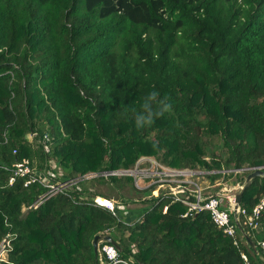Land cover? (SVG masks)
<instances>
[{
    "label": "trees",
    "instance_id": "trees-1",
    "mask_svg": "<svg viewBox=\"0 0 264 264\" xmlns=\"http://www.w3.org/2000/svg\"><path fill=\"white\" fill-rule=\"evenodd\" d=\"M152 92L153 122L138 126ZM142 158L212 184L234 176L242 186L245 169L264 171V0H0L2 264H101L99 234L129 264H244L242 254L263 264L264 208L256 229L239 222L256 254L239 230L235 244L210 212L185 216L173 197L144 203L132 224L119 204L115 215L94 203L110 199L100 186L133 181L104 173ZM25 159L52 184L74 183L45 200L39 183L10 185ZM262 200L257 177L240 207L251 214Z\"/></svg>",
    "mask_w": 264,
    "mask_h": 264
},
{
    "label": "built area",
    "instance_id": "built-area-1",
    "mask_svg": "<svg viewBox=\"0 0 264 264\" xmlns=\"http://www.w3.org/2000/svg\"><path fill=\"white\" fill-rule=\"evenodd\" d=\"M36 137L33 134L30 138L33 139ZM40 143L43 145V148L46 152H50V143L49 138L45 136L42 140H39ZM16 154V150H14ZM12 172V176L9 180L10 185H12L17 178H24L25 186H29L33 183H39L45 188L48 189V192L42 197V200L48 199L56 195L57 193H62L66 191L74 181L59 183V184H52L49 179L42 176L41 173L35 170L31 166L29 160H23L21 162H16L10 168ZM120 174L117 172H110L104 173L105 176L108 175H118ZM172 176L175 173H171ZM165 197H173L175 201L182 202L185 206L188 207V214H192L195 212H200L202 210H206L210 212L212 222L216 225V227L229 237L234 239V243L237 244V223L240 222V217L243 216L245 218V223L250 229H256L258 227V221L260 219L261 212L264 208V200H262L253 210L251 214H247L246 210L239 207L237 210L235 209V198H225L226 205L223 204V198L219 194H215L212 196H205L201 194V192H194L188 194V196L177 195V192L174 188H170L169 192H165L162 194ZM194 198L195 201H190L189 198ZM94 203L98 206L104 207L105 209L111 211L113 214L117 215L118 212L116 211V202L109 201L102 197H95ZM40 203V202H39ZM38 203V204H39ZM37 204V205H38ZM167 211V207H164V212ZM236 213V217L234 214ZM264 256V241L260 244ZM9 249V242L4 239L0 243V264L7 261ZM102 255L104 256L105 260L101 258V264H129L127 261L120 258L119 251L110 244H105L100 249ZM242 259L244 264H255L248 259L245 254H242Z\"/></svg>",
    "mask_w": 264,
    "mask_h": 264
},
{
    "label": "rangeland",
    "instance_id": "rangeland-1",
    "mask_svg": "<svg viewBox=\"0 0 264 264\" xmlns=\"http://www.w3.org/2000/svg\"><path fill=\"white\" fill-rule=\"evenodd\" d=\"M52 165L57 169L53 163ZM119 172L120 174L118 175L131 176L133 181H129L127 186L119 192L116 191L117 189L107 190L102 186L99 187V191L110 198L108 199L109 201L114 200V202L119 204L120 210H118L121 211L119 216L127 224H132L136 220L144 209L143 207L145 209L151 207V203H144H147L152 198H157L165 192H169L170 188H174L177 195L184 197L195 191H200L205 196H212L217 192L216 194L221 195L223 204L226 205L225 198L233 197L232 194L236 193L241 187L234 185V180L236 179L234 176L228 180L224 178L217 180L212 184L205 172L170 169L161 166L152 158H142L133 170L128 171L129 173L117 171V173ZM171 173H175V175L172 176ZM235 173L239 172L236 171ZM96 176L97 174H89L85 176V179H91ZM217 188H220V190L216 191ZM93 200H96L95 197Z\"/></svg>",
    "mask_w": 264,
    "mask_h": 264
},
{
    "label": "water",
    "instance_id": "water-1",
    "mask_svg": "<svg viewBox=\"0 0 264 264\" xmlns=\"http://www.w3.org/2000/svg\"><path fill=\"white\" fill-rule=\"evenodd\" d=\"M244 171H251L250 174H248L245 178V181L243 185L240 187V189L233 193V197L235 198V209L237 210L241 205V198L243 196V193L246 191V189L251 186L253 180L257 177H263L264 178V171L263 168H256V169H245ZM129 173V172H128ZM234 217H236V213L234 214ZM238 230L242 233L244 239L246 240L247 244L255 251L256 254H258L257 250V243H255L249 235L243 230V228L240 226L239 223H237ZM100 243H108L112 246H114L119 252H121V248L119 244L108 234H99L95 236L93 240V246L94 251L98 255L99 254V245ZM142 264V263H139Z\"/></svg>",
    "mask_w": 264,
    "mask_h": 264
},
{
    "label": "clouds",
    "instance_id": "clouds-1",
    "mask_svg": "<svg viewBox=\"0 0 264 264\" xmlns=\"http://www.w3.org/2000/svg\"><path fill=\"white\" fill-rule=\"evenodd\" d=\"M159 94L157 92H152L148 95V97L146 98L145 102L143 103V109L145 112H147V117L144 116H140L137 119V125L138 126H143L144 124H148L150 125L153 121H152V117H153V112L152 109L150 107L149 102L155 101L157 99V96ZM170 108V105H165L164 106V111H168Z\"/></svg>",
    "mask_w": 264,
    "mask_h": 264
},
{
    "label": "crops",
    "instance_id": "crops-1",
    "mask_svg": "<svg viewBox=\"0 0 264 264\" xmlns=\"http://www.w3.org/2000/svg\"><path fill=\"white\" fill-rule=\"evenodd\" d=\"M112 201H114V200H112ZM261 261H262V263L264 264V259L261 258Z\"/></svg>",
    "mask_w": 264,
    "mask_h": 264
},
{
    "label": "bare ground",
    "instance_id": "bare-ground-1",
    "mask_svg": "<svg viewBox=\"0 0 264 264\" xmlns=\"http://www.w3.org/2000/svg\"><path fill=\"white\" fill-rule=\"evenodd\" d=\"M154 165V164H153ZM156 167V166H155Z\"/></svg>",
    "mask_w": 264,
    "mask_h": 264
}]
</instances>
